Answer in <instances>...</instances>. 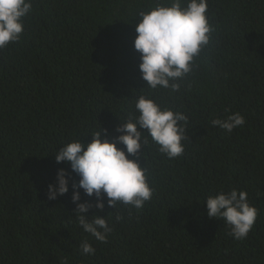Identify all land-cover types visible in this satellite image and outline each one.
Listing matches in <instances>:
<instances>
[{"label":"trees","instance_id":"1","mask_svg":"<svg viewBox=\"0 0 264 264\" xmlns=\"http://www.w3.org/2000/svg\"><path fill=\"white\" fill-rule=\"evenodd\" d=\"M163 2L33 0L21 39L0 50V264H264V3L208 0L209 44L178 91L153 92L139 69L135 27L142 11ZM142 94L183 112L189 139L175 159L150 137L144 157H129L148 168L153 197L139 210L115 209L107 198L102 211L90 208L85 215L109 214L112 231L100 242L75 218L80 177L55 151L90 142L99 124L115 139ZM229 112L245 124L231 133L211 126ZM61 168L69 191L49 200ZM231 188L245 190L258 210L243 240L203 203ZM79 191L81 202L95 204ZM84 240L94 254L82 253Z\"/></svg>","mask_w":264,"mask_h":264},{"label":"clouds","instance_id":"2","mask_svg":"<svg viewBox=\"0 0 264 264\" xmlns=\"http://www.w3.org/2000/svg\"><path fill=\"white\" fill-rule=\"evenodd\" d=\"M32 4L33 0H0V50L21 39L23 18L31 13ZM207 10L208 0H164L139 14L134 48L140 53L139 69L148 89L179 90L180 82L192 71L195 58L209 44L214 31ZM187 121L183 112L162 108L150 95L142 94L136 98L135 112L117 127L121 134L115 139L102 136L107 129L99 124L87 133L93 137L90 142L74 139L56 149L57 163H70L71 170L80 177L78 183H72V202L76 204L75 218L86 233L106 242L112 231L109 214L85 215L92 207L102 211L105 198L115 209L124 205L137 210L152 199L154 188L147 179L148 168L129 157H144L141 149L148 137L168 159L180 157L185 148L183 141L189 139ZM210 123L231 133L245 124V117L239 112H229ZM118 143L125 147H117ZM69 177L66 169L57 170L55 183L48 185L49 200L69 191ZM80 189L89 197L95 195V204L81 202ZM203 203L208 217L222 219L229 227L228 234L237 240L248 236L258 217L257 208L249 203L248 193L242 189L220 190L208 195ZM116 219L121 217L117 215ZM80 249L85 255L95 253L87 240L80 242Z\"/></svg>","mask_w":264,"mask_h":264}]
</instances>
